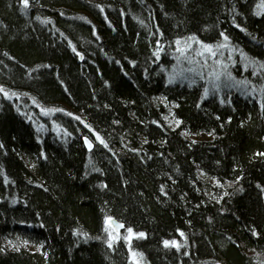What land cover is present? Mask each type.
<instances>
[{"label":"trees","instance_id":"1","mask_svg":"<svg viewBox=\"0 0 264 264\" xmlns=\"http://www.w3.org/2000/svg\"><path fill=\"white\" fill-rule=\"evenodd\" d=\"M262 65L264 0H0V264H264Z\"/></svg>","mask_w":264,"mask_h":264},{"label":"snow or ice","instance_id":"2","mask_svg":"<svg viewBox=\"0 0 264 264\" xmlns=\"http://www.w3.org/2000/svg\"><path fill=\"white\" fill-rule=\"evenodd\" d=\"M28 2H29V0H22V3L24 4L25 7L28 6ZM190 39L194 41V40H196V37L193 36ZM227 39H228L227 36H225V40H227ZM179 43H180V41H177V44H179ZM202 46L205 47L209 52H212V46L211 45H202ZM224 46L225 45H221V47H224ZM212 54L215 55L214 52ZM262 67H264V65H262ZM0 92H3L5 96H8L9 95L8 92L5 91L2 87H0ZM205 94H207V90H205ZM262 107H264V104H262ZM69 115H71V114H69ZM77 119H79V117H77ZM179 123L180 122L177 121V125H179ZM97 139L99 140L100 144L104 145V147H107V144L104 142L103 139H101L99 136H97ZM87 143H88V147L91 148L92 147V143L90 141H88ZM106 223H112V218L111 217H108L107 220H106ZM119 227H123V226L122 225H119ZM128 232L130 234L129 239H131V235L133 234V230L131 228H129L128 229ZM144 235H145L144 233H139L138 234L139 237H143ZM181 235H183V233H181ZM116 239H117V237L111 236V238L108 241L109 247L112 246V242L114 240H116ZM9 243H11V242H9ZM163 243H164V245L166 247L173 246V247H176L177 249H179V247H181V245L177 241H174V240L173 241L165 240ZM133 256L135 258L136 254L133 253ZM136 264H139V261H137Z\"/></svg>","mask_w":264,"mask_h":264},{"label":"water","instance_id":"3","mask_svg":"<svg viewBox=\"0 0 264 264\" xmlns=\"http://www.w3.org/2000/svg\"><path fill=\"white\" fill-rule=\"evenodd\" d=\"M88 141H90L92 143L91 148L88 147V143H87ZM83 144L88 151H92L94 148V142L88 136L83 137ZM107 218H106V220H107ZM111 218H112V223H106V220H105V223L112 228V230L114 231L115 234L119 235L121 233V231L125 228V224H124V222L118 220L115 217H111ZM119 225H122L123 227H119Z\"/></svg>","mask_w":264,"mask_h":264},{"label":"rangeland","instance_id":"4","mask_svg":"<svg viewBox=\"0 0 264 264\" xmlns=\"http://www.w3.org/2000/svg\"><path fill=\"white\" fill-rule=\"evenodd\" d=\"M205 136L204 135H201V136H193L192 138L193 139H199V138H204ZM109 226V225H108ZM110 227V226H109ZM110 229H111V231L113 232V234L115 235V236H119V235H121L124 231H125V228L121 231V233L119 234V235H117V234H115L114 233V231L112 230V228L110 227ZM136 234L133 232V234L131 235V239H132V237H134ZM125 236L128 238L129 236H130V234H129V232L127 231L126 232V234H125ZM31 247V246H30ZM33 247V246H32ZM134 260H136L135 261V263L137 262V261H139V258H137L136 256H135V258H134ZM139 264H141V262L139 261Z\"/></svg>","mask_w":264,"mask_h":264},{"label":"bare ground","instance_id":"5","mask_svg":"<svg viewBox=\"0 0 264 264\" xmlns=\"http://www.w3.org/2000/svg\"><path fill=\"white\" fill-rule=\"evenodd\" d=\"M109 217H112V216H109Z\"/></svg>","mask_w":264,"mask_h":264}]
</instances>
